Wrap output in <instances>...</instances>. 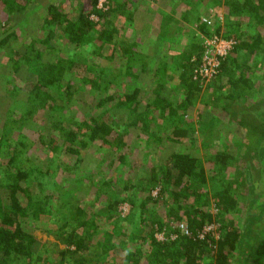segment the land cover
I'll return each instance as SVG.
<instances>
[{"label": "trees", "instance_id": "obj_1", "mask_svg": "<svg viewBox=\"0 0 264 264\" xmlns=\"http://www.w3.org/2000/svg\"><path fill=\"white\" fill-rule=\"evenodd\" d=\"M107 1L0 0V264L262 254L247 115L264 119V0Z\"/></svg>", "mask_w": 264, "mask_h": 264}, {"label": "rangeland", "instance_id": "obj_2", "mask_svg": "<svg viewBox=\"0 0 264 264\" xmlns=\"http://www.w3.org/2000/svg\"><path fill=\"white\" fill-rule=\"evenodd\" d=\"M107 2H108L107 0H101L102 6H106L105 4ZM143 15H145V14L142 12V14H140V17H139L140 22L144 20ZM205 16H207V15H205ZM205 16H203V17H205ZM19 17L21 19L22 16H19ZM207 18L209 19L208 21L211 20L210 17H207ZM16 23H18V21H16V20L13 21V25ZM2 29L5 30L4 26L2 27ZM0 36L2 37L3 33H0ZM213 48H214L215 53H216L217 51L220 52V51L224 50L225 46H223V45L219 46V44L216 43ZM210 59L212 60L211 57H210ZM5 72H8V71H6L4 69H0V81H1V75H3ZM0 86H2L1 82H0ZM260 105L262 106V105H264V103H260ZM257 109H259V107ZM257 109H256V112L258 111ZM249 112H250V114L247 115V117H248L247 121L253 122V124L259 125L260 130H262L264 127V119L259 118V115L255 114V110L253 109V107H251L249 109L248 113ZM225 125H227V123ZM261 126H263V127H261ZM226 131L227 130H225L226 137H230V136L235 137V135H233V134L228 135V132L226 133ZM258 136H259V134H258ZM226 141H227V143L232 142L230 140H226ZM203 151H205V150H202V152ZM257 152H258V154L259 153H262V155L264 154V141L263 140H262V146H259V149ZM256 157H258V156H255V158L252 156L248 157L245 160V163H248L250 167L256 166V167L260 168L261 164L258 162V159ZM241 162H243V161L241 160ZM94 165L95 164L91 163L90 166L94 167ZM88 173H89V171H84L81 174L86 176ZM249 181H251V180H249ZM251 183H252L251 185L247 184L249 186V190H251V193L248 196H249V199L251 200V202L256 201V200L257 201L253 205H251V207L254 208L251 210L254 214H250V215H254V223L252 226L253 227L252 231L254 232L253 235H255V236H253V237L250 236L249 241H250L251 247L260 249V248H262V246H264V201L262 202V200L264 198V194L261 193V189L262 188L264 189V170L259 169V170H256V172H253V181ZM246 199H247V202L249 203L250 201H249L248 197ZM121 209L124 212V214H126L128 212L129 208H128V206H123V207H121ZM248 230H249V228L247 229L246 233L248 232ZM252 231H250L249 233H251ZM35 235L41 240H53L52 237L48 236L46 233H44L42 231L36 230ZM157 236L159 239H161L164 235H163V233H158ZM173 237H175V236H173ZM261 253L262 254H260V255L254 254L251 251V249H248L246 252L245 251L243 252L241 257L238 258L237 256H235V258L233 259V264H264V251Z\"/></svg>", "mask_w": 264, "mask_h": 264}, {"label": "built area", "instance_id": "obj_3", "mask_svg": "<svg viewBox=\"0 0 264 264\" xmlns=\"http://www.w3.org/2000/svg\"><path fill=\"white\" fill-rule=\"evenodd\" d=\"M207 16L203 17V19L205 21H208L209 19L207 17H210V14L207 13L205 14ZM211 43L213 44H219V46L223 45L225 46V49L220 51V52H216V54H226L227 50L231 47L232 45V42L229 41H225V40H222V39H218V38H215L213 39L212 41H210ZM207 55H205L204 57V64L201 68V70L199 71L200 75H202L203 77H207V78H211L213 77V75L216 73V68L218 67L219 65V61L218 59L215 57V56H212L210 53L206 52ZM210 57L212 58V60L210 59Z\"/></svg>", "mask_w": 264, "mask_h": 264}, {"label": "crops", "instance_id": "obj_4", "mask_svg": "<svg viewBox=\"0 0 264 264\" xmlns=\"http://www.w3.org/2000/svg\"><path fill=\"white\" fill-rule=\"evenodd\" d=\"M234 130V129H233ZM236 135V134H235ZM231 139V136L230 137H226V135H224V139L223 140H230Z\"/></svg>", "mask_w": 264, "mask_h": 264}, {"label": "clouds", "instance_id": "obj_5", "mask_svg": "<svg viewBox=\"0 0 264 264\" xmlns=\"http://www.w3.org/2000/svg\"><path fill=\"white\" fill-rule=\"evenodd\" d=\"M210 18H211V16H210ZM210 21H212V19Z\"/></svg>", "mask_w": 264, "mask_h": 264}, {"label": "bare ground", "instance_id": "obj_6", "mask_svg": "<svg viewBox=\"0 0 264 264\" xmlns=\"http://www.w3.org/2000/svg\"><path fill=\"white\" fill-rule=\"evenodd\" d=\"M259 51V50H258ZM263 201V200H262Z\"/></svg>", "mask_w": 264, "mask_h": 264}]
</instances>
